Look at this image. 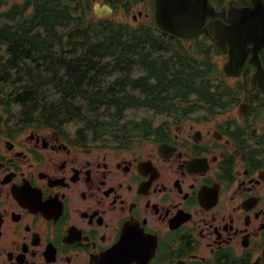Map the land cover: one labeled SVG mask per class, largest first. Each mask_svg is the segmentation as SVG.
Returning a JSON list of instances; mask_svg holds the SVG:
<instances>
[{
    "label": "flooded vegetation",
    "instance_id": "1",
    "mask_svg": "<svg viewBox=\"0 0 264 264\" xmlns=\"http://www.w3.org/2000/svg\"><path fill=\"white\" fill-rule=\"evenodd\" d=\"M41 2L0 0V69L32 60L11 55L9 32ZM208 2L179 39L157 29L153 0H59L199 49L149 57L151 77L181 81L140 139L43 120L27 74L0 70V264H264V0Z\"/></svg>",
    "mask_w": 264,
    "mask_h": 264
},
{
    "label": "trees",
    "instance_id": "2",
    "mask_svg": "<svg viewBox=\"0 0 264 264\" xmlns=\"http://www.w3.org/2000/svg\"><path fill=\"white\" fill-rule=\"evenodd\" d=\"M86 17L70 13L59 0H42L31 13H22L9 32L11 55L32 60L5 63L0 70L27 74L24 87L32 92L39 88L43 120L87 122L98 134L123 143L149 135L148 117L124 120L126 112L162 105L157 102L162 90L181 81L178 75L151 77L149 57L195 59L199 49L184 50L180 40L163 39L149 23L133 27L112 18ZM200 52L208 64V54ZM199 81L203 90L209 84L204 72Z\"/></svg>",
    "mask_w": 264,
    "mask_h": 264
},
{
    "label": "water",
    "instance_id": "3",
    "mask_svg": "<svg viewBox=\"0 0 264 264\" xmlns=\"http://www.w3.org/2000/svg\"><path fill=\"white\" fill-rule=\"evenodd\" d=\"M154 23L161 32L179 38L193 39L201 30L206 17L211 15L208 0H153ZM97 17L108 15L98 3L94 5Z\"/></svg>",
    "mask_w": 264,
    "mask_h": 264
},
{
    "label": "rangeland",
    "instance_id": "4",
    "mask_svg": "<svg viewBox=\"0 0 264 264\" xmlns=\"http://www.w3.org/2000/svg\"><path fill=\"white\" fill-rule=\"evenodd\" d=\"M87 16H88V18H90V17L93 18V16H91V14H88ZM146 23H148V22H146ZM153 115H154V113H152L151 111L145 110V109H143V110L139 109V110H134V111L130 110V111L126 112L124 120H128V119L131 120V118L142 120V117H148V119H151ZM160 118H162V117L156 116L154 119H160Z\"/></svg>",
    "mask_w": 264,
    "mask_h": 264
}]
</instances>
